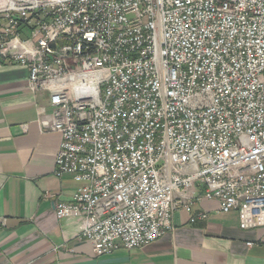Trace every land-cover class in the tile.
I'll return each mask as SVG.
<instances>
[{
    "label": "built area",
    "instance_id": "2783aa9c",
    "mask_svg": "<svg viewBox=\"0 0 264 264\" xmlns=\"http://www.w3.org/2000/svg\"><path fill=\"white\" fill-rule=\"evenodd\" d=\"M0 60L48 93L54 174L78 183L55 215L94 255L201 197L264 225V0H0Z\"/></svg>",
    "mask_w": 264,
    "mask_h": 264
},
{
    "label": "crops",
    "instance_id": "0c3cea01",
    "mask_svg": "<svg viewBox=\"0 0 264 264\" xmlns=\"http://www.w3.org/2000/svg\"><path fill=\"white\" fill-rule=\"evenodd\" d=\"M27 69L0 60V264H264V225L219 211L213 198L177 209L172 229L138 249L96 256L79 237V223L58 219L78 183L57 177L61 135L42 129L50 119L48 93L33 95ZM205 213V218L191 217Z\"/></svg>",
    "mask_w": 264,
    "mask_h": 264
}]
</instances>
